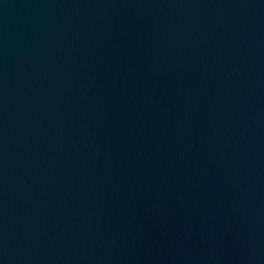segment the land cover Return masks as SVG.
<instances>
[{"label":"water","instance_id":"1","mask_svg":"<svg viewBox=\"0 0 264 264\" xmlns=\"http://www.w3.org/2000/svg\"><path fill=\"white\" fill-rule=\"evenodd\" d=\"M0 264H264V0H0Z\"/></svg>","mask_w":264,"mask_h":264}]
</instances>
